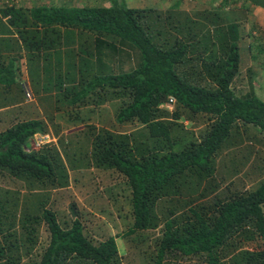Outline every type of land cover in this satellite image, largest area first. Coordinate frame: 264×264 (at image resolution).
<instances>
[{
  "label": "trees",
  "instance_id": "trees-1",
  "mask_svg": "<svg viewBox=\"0 0 264 264\" xmlns=\"http://www.w3.org/2000/svg\"><path fill=\"white\" fill-rule=\"evenodd\" d=\"M108 1L109 7L1 10L0 97L3 93L7 99L0 105L15 103L24 92L23 59L31 75L53 72L55 67L44 63L52 65L51 57H60L65 30L86 35L80 65L69 60L79 73L78 84L64 89L63 74L58 75L62 97L80 114L84 108L116 101L119 124H138L147 130L127 135L99 128L91 133L98 127L89 126L93 141L84 155L97 168L115 170L131 191L134 222L127 236L161 227L152 264H264V249L245 247L253 240L264 243V178L257 187L241 191L232 190L230 184L224 188L217 176L216 159L232 139H242V125L264 133V101L254 91L239 96L233 88L241 70L236 26L230 24L228 32L219 27L218 42L202 23L190 17L176 21L171 12L179 6L163 15L155 9L131 8L126 0ZM243 1L264 9V0ZM127 45L140 53L137 67L92 72V59L105 65V56L123 55ZM62 62L61 57L55 64ZM170 98L176 100L173 112L166 107ZM182 115L207 119L195 140L180 138L186 133L178 124ZM46 132L38 119H21L0 129V176L8 174L31 187L40 186L39 190L68 186L59 150L32 148L34 136ZM14 197L0 189V264H20L23 246L32 256L42 224L49 242L31 264H121L118 237L95 241L88 236L75 205L70 208L73 219L61 222L47 201H38L31 211L22 209L19 194L16 202ZM17 221L22 237L16 231Z\"/></svg>",
  "mask_w": 264,
  "mask_h": 264
},
{
  "label": "rangeland",
  "instance_id": "rangeland-1",
  "mask_svg": "<svg viewBox=\"0 0 264 264\" xmlns=\"http://www.w3.org/2000/svg\"><path fill=\"white\" fill-rule=\"evenodd\" d=\"M56 2L60 3L62 0H23L15 6L30 9ZM103 2L104 0H67L65 5L102 6ZM184 2L177 11H170L177 16L176 21H185L190 17L198 24L202 23L205 26L204 31L210 33L215 41L220 40L217 38L218 33L222 35V30L218 32L219 27H224L228 32L230 24L236 26L235 31L240 38L241 70L233 83V88L239 96L254 91L264 101V9L247 5L243 0H233L229 4H225L224 0H184ZM142 4L146 9H155L163 15L169 12L151 6L149 0L143 1ZM220 11L223 13L220 14ZM213 12L222 15V18H218ZM64 33L67 40L61 47L60 57L57 54L51 57L52 65L49 62L44 63L45 66L55 67L52 69L53 72L31 75L28 72L26 59H23L21 64L24 92L21 94V104L11 109L12 118L0 116V129L5 130L21 119L42 120L48 131L46 133L56 141L44 144L42 147L34 144L32 148L39 150L44 147H55L59 150L67 167L68 186L39 190L38 185L31 187L5 174L0 176V189L16 195L12 202L17 201L19 194L22 209L27 207L33 211L38 201H47V207L56 212L61 222H69L73 219L70 208L75 205L88 236L93 237L95 241L110 236L118 237L121 264H152L151 255L155 254V239L158 238L161 227L155 231H138L132 236H127L134 222L131 191L127 181L113 169L95 167L91 158L84 155L85 152H89L93 141L89 126L98 127L91 133L98 132L99 128L127 135L144 133L147 130L138 124H119L116 121V101L105 102L101 107L84 108L82 114L77 111L79 109L66 103V98L62 97L64 93L59 89L58 75L63 74V78L60 76V81L65 84L64 89L67 87L71 90L78 84L79 73L69 60L72 59V63L78 62L80 65L79 61L84 57L82 50L87 36L71 30H65ZM123 49V55L117 53L115 56H105V65L97 58L92 59L90 62L93 63L92 72H126L137 67L140 62L139 51L128 45ZM61 57L65 62L58 66L55 63ZM69 70L74 73V77L71 73L67 75ZM196 80L201 81L199 78ZM27 92L31 93V99L27 98ZM10 100L11 98L8 99ZM16 103L18 101L11 104ZM168 110L173 112L174 106ZM206 121L207 119L202 116L191 120L182 115L178 124L183 126L186 133L182 132L180 138L188 136V140H195L205 128ZM241 132L242 139L238 137L235 141L232 139L230 146L217 157L216 163L217 176L224 181L223 187L226 188L225 186L230 184L232 190L244 191L257 187L264 178V133H259L253 126L244 125L241 126ZM159 209H161L160 205ZM20 226L21 222L17 221L16 231L22 237L24 232ZM38 234V247L32 256H27L24 246L21 247L20 264H31V260H36V256L47 246L49 232L46 225L42 224L39 227ZM245 247L255 250L264 249V243L253 240L247 242Z\"/></svg>",
  "mask_w": 264,
  "mask_h": 264
},
{
  "label": "crops",
  "instance_id": "crops-1",
  "mask_svg": "<svg viewBox=\"0 0 264 264\" xmlns=\"http://www.w3.org/2000/svg\"><path fill=\"white\" fill-rule=\"evenodd\" d=\"M20 1L23 0H14V4L20 3ZM67 2V0H65ZM64 0H62V2L58 3H54V4H50L46 6H68L71 7L69 5H65ZM143 1L146 0H134V2H132L131 0H126V3L129 7L131 8H139V9H146V7L142 4ZM151 6L154 5L155 7L161 8V11H170V10H174L175 7L179 6V9L182 5H184V0H149ZM77 6V5H74ZM84 6V5H81ZM105 7H109L110 6V2L108 0H104L103 5ZM149 9V8H148ZM6 45V44H5ZM6 96L5 94L2 93L1 97H0V104L5 103L6 102ZM21 104V95H20V99L18 100V103L16 104H11V105H0V116L1 117H10L12 118V112L11 109H14L15 107L19 106ZM11 113V114H10ZM131 193V192H130Z\"/></svg>",
  "mask_w": 264,
  "mask_h": 264
},
{
  "label": "built area",
  "instance_id": "built-area-1",
  "mask_svg": "<svg viewBox=\"0 0 264 264\" xmlns=\"http://www.w3.org/2000/svg\"><path fill=\"white\" fill-rule=\"evenodd\" d=\"M15 6L14 0H0V11L5 10L6 8H11ZM26 96L28 99H31V93L27 92ZM176 100L174 98H170L169 102L166 104L167 108H171L175 104ZM55 142V138L47 133L36 134L32 139L31 145H36L37 147H42L44 144H49L51 142Z\"/></svg>",
  "mask_w": 264,
  "mask_h": 264
}]
</instances>
